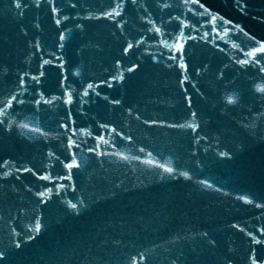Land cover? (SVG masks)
<instances>
[{
    "label": "water",
    "instance_id": "1",
    "mask_svg": "<svg viewBox=\"0 0 264 264\" xmlns=\"http://www.w3.org/2000/svg\"><path fill=\"white\" fill-rule=\"evenodd\" d=\"M21 4L0 0V264H264V0Z\"/></svg>",
    "mask_w": 264,
    "mask_h": 264
},
{
    "label": "snow or ice",
    "instance_id": "2",
    "mask_svg": "<svg viewBox=\"0 0 264 264\" xmlns=\"http://www.w3.org/2000/svg\"><path fill=\"white\" fill-rule=\"evenodd\" d=\"M37 6H38V5H37ZM21 7H22L21 0H15V8H16V9H19V8H21ZM113 14H115V15H119L120 13L114 11V12H110V13H108L107 15L111 16V15H113ZM57 23H59V21H57ZM131 46H132V45H129V47H131ZM258 51H259V52H264V46H261V48H259ZM45 63H48V62L46 61ZM242 63H247V61H243ZM181 66L183 67V65H181ZM88 88H89V89L93 88V85L89 84V85H88ZM260 91H261V92H264V88H261ZM84 95H88V92L85 91ZM15 99H16V97H12V100H15ZM21 102H22V101H21ZM229 102H231V99H229ZM66 103H69V104L72 103V96H69V97H68ZM9 106H11V101H9ZM4 114H5L4 109L0 108V115H4ZM193 115H195V113H193ZM187 126H188V127H191V128H195V127H196L195 125H191V124H189V125H187ZM25 127H26V126H25ZM180 127H184V125H180ZM72 143L74 144L75 142L73 141ZM222 155H226V154H222ZM77 166H78V165L76 164L75 160H73L72 163H69V164L66 165V167H68L69 169L74 168V167H77ZM18 171H19V169H18ZM25 171H30V170H29V169H25ZM165 171L171 173V172H173V169L170 168V167H166V168H165ZM184 175H187V174L184 173ZM40 179H48V177L41 176ZM208 186L211 187V185H208ZM62 187H63V186H62ZM49 191H51V189H50ZM40 195H41V196H46V195H48V193H40ZM249 202H250V201H249ZM72 207H73V208H76L77 205L73 204ZM39 227H40V226L37 225V230H39ZM256 243H260V241H256ZM252 264H257V261H256V260H253V261H252Z\"/></svg>",
    "mask_w": 264,
    "mask_h": 264
}]
</instances>
